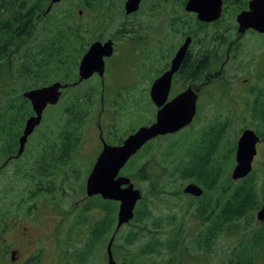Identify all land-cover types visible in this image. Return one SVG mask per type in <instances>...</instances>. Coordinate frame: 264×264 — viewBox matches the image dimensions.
<instances>
[{
    "label": "trees",
    "instance_id": "trees-1",
    "mask_svg": "<svg viewBox=\"0 0 264 264\" xmlns=\"http://www.w3.org/2000/svg\"><path fill=\"white\" fill-rule=\"evenodd\" d=\"M50 1L0 0V81L7 79V84L0 86V90L19 84L21 88L33 90L53 81H72L73 77L66 74L76 76L79 61L88 47L95 41L105 40L107 33L121 21L122 5L125 2L79 0L74 6L81 9L77 12H56L53 9L58 5L56 4L46 13ZM232 2L238 13L242 3L234 0ZM183 5L184 0H180L179 7ZM233 13L234 10L232 15ZM179 25L181 27H178ZM169 26L173 32H182L187 27L190 30L191 24L186 23L183 17L176 13L174 18L170 19ZM196 26L194 35L199 61L197 80L200 82L207 73V58L212 56L211 42L217 38L207 30L208 25L198 22ZM124 27L125 24H122L116 31ZM125 34H128V31ZM125 34L118 35L125 37ZM26 40H30V43ZM167 66L168 63L158 69L157 76ZM189 72L190 68L184 63L179 78L189 81ZM7 74L12 75L8 77ZM82 88L83 85H79L75 91H65L66 101L59 111L61 115H66L62 126L64 132L60 133L64 141L44 147V152L53 155L43 157L51 158L45 165L36 168L35 173L29 175L30 180L36 182L35 191L40 189L45 181L53 185L58 179L61 183L65 181V160L62 161V158L66 159V156L69 164V182H72L75 173H79L77 163L83 164L85 159L78 157L82 129L97 111V98L100 93L95 91L93 86L86 87L85 90ZM16 92L0 91V100L2 104H6L5 109L0 105V137L5 135L8 143L20 136L25 120L32 114L29 101L23 97L27 91H18V94ZM251 93L254 94V91ZM257 94L258 97H253L249 104L250 114L256 122L264 118V100H261L263 95L259 97L260 93ZM4 119L7 120L6 125L3 124ZM244 129L238 131L236 136ZM255 132L260 138L263 137L259 129ZM177 135L179 133L149 142L130 159L121 173L127 177L134 174L140 179L149 180L153 190L158 183H175L177 179L197 184L202 188L203 194L199 198L191 197L195 202L190 204V208L193 209L194 217L199 220L201 229L195 235L186 237L187 231L181 224L176 226L172 217L165 220L153 217V212L146 204L147 198L142 194L135 208L134 218L127 224L132 226L133 230L126 236L125 242L127 245L133 244L142 237H146V241L134 256L122 264H143L141 259L151 256H156L159 260L150 264H183L188 258L194 260L193 256L197 253L216 254L215 243L222 236L230 239V245L220 252L223 259L216 264H264V221L258 222L254 216L264 203V189H261L255 170L253 169L246 178L232 183L229 173L234 164L236 143H231V148L215 160L214 148L218 145L215 136L209 133L206 145L198 146L200 144L195 138L185 137L179 140ZM164 141H168L166 147L161 150L159 157L155 156L156 149ZM177 150L183 152V155H177ZM152 163L162 170V177L160 174H148L146 171L141 173V170H146ZM60 174L61 177L58 176ZM173 194L183 195L181 189ZM117 208V203L104 201L99 196L87 199L86 204L82 206L83 216L90 210L100 213L86 240V246L90 249L105 244L116 233ZM254 220L257 223L255 228L252 225ZM162 232L164 234H161ZM114 247L115 243L112 250ZM88 255L87 249L81 257L85 259Z\"/></svg>",
    "mask_w": 264,
    "mask_h": 264
},
{
    "label": "rangeland",
    "instance_id": "rangeland-1",
    "mask_svg": "<svg viewBox=\"0 0 264 264\" xmlns=\"http://www.w3.org/2000/svg\"><path fill=\"white\" fill-rule=\"evenodd\" d=\"M179 2L180 0H143L138 12L132 16L124 14L122 5L121 21L113 26L106 35V39H112L116 42V55L110 60L109 72L106 75L108 91H101L97 98V102L99 100L103 102L102 107L98 106L97 108L98 111L102 109L101 114L97 115L96 111L83 126V140L78 150V157L83 158L85 155V159L83 164L77 163L79 173H75L72 182H69V176L65 184H60V179H58L55 183L57 186L53 191L50 193L39 192L33 197L31 193L34 194L35 188L29 185L27 179L22 177L11 182V176L7 172L2 175V191L6 189V186L4 187L5 182L10 181L9 186L13 183L12 194L9 198L22 203L20 209L22 212L26 210L35 212L36 208L39 211H46V219L41 223L42 231L50 232L53 223L57 219H62L65 228L63 235L65 236L66 248L69 251L65 253L64 257L60 256L57 262H53L55 264H106L107 262L106 246L109 239L105 244L96 246L95 249L86 246L90 228L100 213L96 210H90L84 216L81 215V208L89 199L85 194V180L91 170L90 168H92L91 164L101 148V145L100 147L98 145L99 129L104 134V140L109 141L110 145H115L114 138L126 137L139 127L149 125L154 121L156 108L149 99L151 84L160 76H157V70L166 63L170 64L181 43L180 32H173L169 26L170 19L174 18L177 13L183 17L185 22L190 23L189 18L191 17L184 15L185 11L179 7ZM78 3L79 0H62L53 9L56 12L59 10L68 13L77 12L81 10L74 7ZM234 20L235 14L232 15L231 9L225 13L223 22L234 24ZM122 24H125V27L116 31V28H120ZM225 27L229 29V40L232 41L236 37L232 30L233 25L227 24ZM214 29L215 27L212 29L209 27L207 30H210V34H212ZM129 30L131 33L125 34ZM119 33L125 34L127 39L120 37ZM106 39L102 42H105ZM243 40L242 48L240 47L239 50L230 54L222 79L207 85L211 86L210 89L206 88L207 86L202 88L203 92L197 103L200 106L199 115L197 118L195 117L192 124L179 132L177 138L179 140L185 137L195 138L200 144L198 146H203L206 145L210 133L218 141V145L214 148L215 160H218L231 148V143H236L240 136H236L238 131L242 128L251 129L254 132L259 129L263 137L260 138L261 142L257 145V156L254 159L253 169L259 177L258 182L261 189H264V118L256 122L249 111V104L253 101V97H258L257 92L263 95L261 100H264V91H254V94L250 91L251 88L264 90V82H260L261 74L257 63L260 38L250 34ZM26 42L29 44L30 40H26ZM7 75L11 77L10 74ZM98 82L97 79H91L83 87H99ZM5 84H7V79L0 81V86ZM20 86L19 84L10 87L18 88ZM182 86L183 83L181 84V81L176 79L173 83V90L170 91V97L181 92ZM1 104L2 100H0ZM51 117V111L46 112V119H51ZM167 142L164 141L156 149L155 156L161 153ZM176 154L183 155V152L177 150ZM234 165L235 160L229 175ZM157 166V164L152 163L146 170H141V173L146 171L148 174L156 173L162 177L163 172ZM121 175L126 176L122 173ZM128 178L131 179L135 188L146 196V204L153 212V217H161L164 220L167 217H172L176 226L181 224L187 231L186 237L195 235L201 229L199 220L194 217L193 209L190 208V204L195 201L191 200V196H186L183 193L182 196L173 194L179 189L182 192L187 184L193 182L177 179L175 183H158L153 190L149 180L140 179L134 174ZM232 183L236 182L232 181ZM31 198L34 199L29 200ZM263 205L264 203L261 208ZM256 214L254 215L255 220ZM255 220L252 223L254 228L257 225ZM131 230H133L132 226L125 225L115 233V247L112 252L116 264L127 262L146 241V237H142L135 243L127 245L126 236ZM246 233L247 231L243 236ZM229 240L226 236L218 238L214 247L216 254L197 253L193 256L194 260L188 258V260L183 261V264H189L191 261L194 264L219 263L223 259L220 252L228 248ZM87 249L89 255L84 259L81 256ZM54 255L55 252L51 251L48 258L49 263H52ZM163 258L166 257L163 256ZM158 260L156 256H151L141 259V262L150 264L152 261L158 262Z\"/></svg>",
    "mask_w": 264,
    "mask_h": 264
},
{
    "label": "water",
    "instance_id": "water-1",
    "mask_svg": "<svg viewBox=\"0 0 264 264\" xmlns=\"http://www.w3.org/2000/svg\"><path fill=\"white\" fill-rule=\"evenodd\" d=\"M61 1L51 0L46 8V13H49L52 7ZM141 1L125 0L123 5L125 15L135 13ZM221 8L222 0H187L184 9L187 13L195 14L199 22L209 24L220 17ZM79 13L81 14V11ZM236 23L239 34H244L247 29L264 34V0H251L248 10L237 15ZM190 42V38L184 41L172 58L169 69L151 84L149 96L157 108L154 122L148 126L140 127L118 146H109L103 143V149L86 177L85 194L87 198L99 196L104 201L118 203L116 233L132 221L137 203L142 198L141 192L135 188L131 179L120 174L122 169L149 142L158 137L182 131L193 122L196 115L197 92L191 88L168 101L173 76L180 69ZM113 51L114 44L111 40L93 42L79 62V82L89 79L94 73L102 76L104 60L110 58ZM60 88H63V85L55 83L23 94V97L29 101L34 115L26 121L23 136L19 142V155L24 150L27 138L39 125L44 109L47 105H55L58 102L61 94L58 91ZM260 142V137L253 130L245 129L241 132L236 141L235 165L230 174L232 181L242 180L253 171L257 145ZM182 193L186 196L199 198L202 196L203 190L197 184L189 183L183 188ZM256 220L264 221V205L258 210ZM114 237L115 233L106 246V264H116L112 253Z\"/></svg>",
    "mask_w": 264,
    "mask_h": 264
},
{
    "label": "flooded vegetation",
    "instance_id": "flooded-vegetation-1",
    "mask_svg": "<svg viewBox=\"0 0 264 264\" xmlns=\"http://www.w3.org/2000/svg\"><path fill=\"white\" fill-rule=\"evenodd\" d=\"M234 1L238 3H242L240 11H238V13H237V9L234 8V3L232 2V0H222L220 17L209 24L202 23L208 25L210 29L215 27V29L212 30L213 31L212 36H215L217 39L211 42L213 45L210 50V55L212 56H208L207 58V65H208L207 73L206 76L203 77V81L200 82L197 80V73H198L197 66L199 63L197 57L198 45L194 35V32L197 29L196 25L199 21L197 20L195 14L187 13L185 11L184 8L187 0H184V5L181 6V9L185 11L184 15H188L189 17H191L189 18L191 27L190 30L187 27L186 30L180 32L181 43L179 44L177 50L182 46V44L187 38L191 39L185 58L180 66L181 69L185 63V66H188L190 68L189 73L191 75V79L187 81L179 78V72H180L179 69L178 72L173 76L170 91L173 90V83L177 79L181 81V84L183 83V86H182V91L177 93L176 95L182 93L188 88H191L192 90L197 92L196 115H195L196 118L198 117L200 112L199 110L200 106H198L197 103L199 96L203 92L202 88L206 87L211 83L220 81L222 79L225 66L227 65V62L229 61L230 58V54L233 51L239 50L240 47L242 48V43L244 41L243 38L247 37L250 34H254L260 38V40L258 41L260 52L257 55V63L261 74L260 82L261 81L264 82V34L259 33L253 29H247L244 32V34H239L237 32L238 26L236 23V17L239 13L248 10V4L251 0H234ZM142 2L143 0L141 1V3ZM231 9L232 11L234 10V14L237 13L235 15L234 24L232 22H223L225 13ZM138 10L136 12H138ZM133 14L127 16H132ZM227 24H231L234 27L233 32H234V36L236 37L232 41L229 40L230 39L229 29L225 27ZM129 33H131V30H129L128 34ZM125 38L127 39V37ZM107 40H111L113 42L114 51L110 58L104 60V73L102 76H99L97 73H94L89 79L79 82L78 67H77L76 76H71L68 73L66 74L69 77H73L72 81L66 82L64 80H59V81H53L51 82V84L46 85L49 86L55 83H60L61 85H63V88H60L58 90L61 93L58 102L55 105H47V107L44 109L39 125L34 128L32 134L27 138V141L24 146V150L20 155L18 154L20 149L19 142L21 137L23 136V131L27 119L34 115L33 111L32 114L25 120L20 136H18L15 140H13L11 143H8L6 141L7 138L5 135L0 137V264H55L53 262H57L58 259H60V256L64 257L65 253L69 251V249L66 248L65 236L63 235L65 228L62 219H57V221L53 223L50 232L42 231L41 223L46 219L45 218V215L47 214L46 211L44 212L39 211L36 208L35 212L29 210L22 212L20 210L22 203L20 201H16L9 198V196L12 194L11 187L13 183H11V185L9 186L8 184H10V181L5 182L4 187L6 186V189H3L2 191V175H4L7 172L8 175L11 176L10 177L11 182H14L15 179L17 178L23 177L28 180L30 186H33L35 189H37L36 182L31 181L29 175L31 173H35L36 168L45 165L48 162V159L51 158L50 157L48 159H44L43 157L53 155L44 152L43 151L44 147L49 146V144L52 145L61 140L64 141V138L60 135V133L64 132L62 126L66 120V115H61L59 111H60V107L63 106L64 102L66 101L65 91H75L77 89V86L84 85L89 81H91V79H97L99 81L97 83L99 87H93L95 91H100V93L101 91H108V82L106 83V75L109 72L110 60L112 59V57L116 55V46H115L116 42L112 39H106V41ZM169 67L170 64H168L167 68H165L160 75H162L165 71H167ZM63 75H65V73H63ZM13 76L17 77V75H13ZM210 87L211 86H207L206 88L210 89ZM84 88L82 89L85 90ZM30 90L32 89H25L19 87V88H8L0 91H30ZM250 91H264V90L261 88L258 89L251 88ZM176 95H174L173 97H175ZM170 96L171 94L169 95L168 101H170L173 98ZM261 96L262 94H259V97ZM102 103H103L102 100H99L97 106L101 108ZM5 107L6 104L1 105L2 109H5ZM48 111H51L52 114L51 119H46V112ZM101 112L102 109H100L99 111L97 110L96 114L100 115ZM195 117L193 121L195 120ZM6 123L7 120L4 119L3 124L6 125ZM99 130L100 133L98 134V141H99L98 145L99 147L101 145V148L98 155L103 149V143L109 146H118L129 135H131L136 131L135 130L129 133L126 137L121 136L118 139L114 138L113 142L115 143V145H110L109 141L106 142L104 140L105 137L101 129ZM3 132L5 133L6 129H4ZM82 136H83V131H82ZM120 140L122 141L120 144H118ZM83 158H85V155ZM96 158L94 159V162ZM64 160H65L64 172L67 177L65 178V181L62 183L60 182V184H65L68 178V171H69L68 156H66V159L62 158V161ZM94 162L91 164V167L93 166ZM58 176L61 177V174ZM56 186L57 184L53 185L48 181H45L42 184L41 188L34 192L33 197L39 192L50 193L56 188ZM51 187L52 189L49 190ZM32 199L34 198H31L29 200ZM33 203L35 205V201ZM51 251H54L55 255L53 256L52 263H49L48 258Z\"/></svg>",
    "mask_w": 264,
    "mask_h": 264
}]
</instances>
